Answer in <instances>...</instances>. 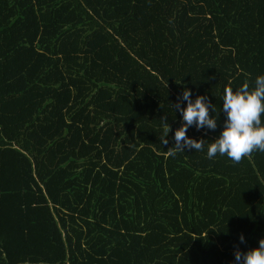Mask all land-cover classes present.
<instances>
[{
  "label": "trees",
  "instance_id": "obj_1",
  "mask_svg": "<svg viewBox=\"0 0 264 264\" xmlns=\"http://www.w3.org/2000/svg\"><path fill=\"white\" fill-rule=\"evenodd\" d=\"M260 74L264 0H0V264H236L264 238V152L207 144ZM185 88L217 128L171 157Z\"/></svg>",
  "mask_w": 264,
  "mask_h": 264
},
{
  "label": "clouds",
  "instance_id": "obj_2",
  "mask_svg": "<svg viewBox=\"0 0 264 264\" xmlns=\"http://www.w3.org/2000/svg\"><path fill=\"white\" fill-rule=\"evenodd\" d=\"M181 101L187 102L186 107ZM222 101V110L226 118L219 135L207 144V158L213 159L219 154L239 164L256 151L264 152V74L256 77L253 87L247 82L236 90L226 86ZM173 107L181 113L183 122L175 130V143L168 148L167 156L175 157L177 152H183L185 149L204 151L205 140L190 138L187 130L195 126L197 130L207 128L215 131L218 118L210 115V110L216 112L214 104L203 95H198L193 101L191 91L185 88ZM161 119L167 121V116ZM169 131L168 125L163 135L159 137L161 144L165 146L168 145ZM239 239L242 243L245 242L243 234ZM235 261L236 264H264V238L259 240L257 247L246 252H241L237 248Z\"/></svg>",
  "mask_w": 264,
  "mask_h": 264
}]
</instances>
